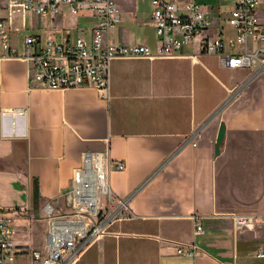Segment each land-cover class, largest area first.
<instances>
[{
  "label": "crops",
  "instance_id": "1",
  "mask_svg": "<svg viewBox=\"0 0 264 264\" xmlns=\"http://www.w3.org/2000/svg\"><path fill=\"white\" fill-rule=\"evenodd\" d=\"M195 1L210 16L212 34L234 36L235 0ZM4 5L0 0L2 19ZM118 6L121 20L104 36L154 51L150 0H118ZM257 15L264 26V4ZM82 20L88 30L95 17L66 7L44 19L15 12L9 45L20 53L28 35L41 44L86 37L77 29ZM196 52L189 46L172 57L112 60L106 97L86 87L29 88L24 62L0 61V217L15 229V258L28 255L31 264L32 251L46 254L43 207L51 204L55 216L68 212L62 195L82 153L93 152L124 163L122 171L108 172V183L116 198L130 197L134 217L113 222L72 264H264L254 255L264 246V226L235 228L230 218L264 216V73L242 90L249 70ZM220 125L224 137L215 155ZM192 215L201 217L202 234L194 235ZM180 244H195L196 257L176 255Z\"/></svg>",
  "mask_w": 264,
  "mask_h": 264
},
{
  "label": "built area",
  "instance_id": "2",
  "mask_svg": "<svg viewBox=\"0 0 264 264\" xmlns=\"http://www.w3.org/2000/svg\"><path fill=\"white\" fill-rule=\"evenodd\" d=\"M150 4V23L157 38L154 51L145 44L110 43L104 36L121 20L118 0H5L6 19L0 16V61L24 62L29 88L86 87L95 89L102 97L107 96L112 60L172 57L186 54L184 48L189 46L197 49L195 54L215 56L226 68L249 70L250 80L264 73V26L257 15L264 0L234 1L229 9L234 36L228 38L210 32V16L195 0H150ZM61 7L72 15L86 10L95 17L88 29L89 41L77 36L72 40L49 38L41 44L37 36L28 35L23 38L20 53L9 45L13 13L53 18ZM4 115L0 111V118ZM190 140L191 137L187 141ZM111 169L122 171L124 163L110 161L106 155L82 153L81 164L72 174L71 187L62 195L68 212L55 216L51 204L43 207L47 221L46 254L32 251L31 264H72L81 252L107 233L113 222L134 217L128 211L129 199H118L110 190L107 175ZM230 218L235 228L264 226V216L232 214ZM190 219L194 235L202 234L201 217L192 215ZM15 233L10 219L0 217V264L11 263L20 253L13 242ZM174 251L186 258H195L197 254L195 244L176 245ZM254 255L264 258V246Z\"/></svg>",
  "mask_w": 264,
  "mask_h": 264
},
{
  "label": "rangeland",
  "instance_id": "3",
  "mask_svg": "<svg viewBox=\"0 0 264 264\" xmlns=\"http://www.w3.org/2000/svg\"><path fill=\"white\" fill-rule=\"evenodd\" d=\"M228 2H229L228 0H220V4H226ZM86 26H88V23H86V22H84L82 20V21H80V23H78L77 29L78 30L82 29V30H79V31H84L85 35H86V38L89 41L90 31L85 30ZM56 38H58V37H56ZM256 78H254L252 81H250L245 87L242 88V90H246V89L250 88V86H252V84L256 83V81H257ZM126 212H128V211H126ZM127 220H130V219L128 218ZM132 220H133L132 222H136L137 221L136 219H132ZM28 259H29L28 255L19 256V257L15 258V260L12 263H10V264H29Z\"/></svg>",
  "mask_w": 264,
  "mask_h": 264
},
{
  "label": "water",
  "instance_id": "4",
  "mask_svg": "<svg viewBox=\"0 0 264 264\" xmlns=\"http://www.w3.org/2000/svg\"><path fill=\"white\" fill-rule=\"evenodd\" d=\"M250 81L251 80L248 79L244 84H246L247 82H250ZM242 86H244V85L242 84L241 87ZM223 137H224V126L220 125L219 128H218V132H217V136H216V140H215V146H214V154L215 155H217L219 153V148H220V145L222 143ZM37 198H38V191H37V187L34 186L33 190H32V199H33L32 201H33V203L36 202ZM129 198L130 197H128V199Z\"/></svg>",
  "mask_w": 264,
  "mask_h": 264
}]
</instances>
